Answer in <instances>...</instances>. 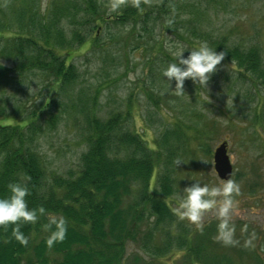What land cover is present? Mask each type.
Returning <instances> with one entry per match:
<instances>
[{
	"label": "trees",
	"instance_id": "16d2710c",
	"mask_svg": "<svg viewBox=\"0 0 264 264\" xmlns=\"http://www.w3.org/2000/svg\"><path fill=\"white\" fill-rule=\"evenodd\" d=\"M7 1L3 8L0 0V89L35 72L50 83L49 95L27 113H7L0 107V196L8 194L9 182L18 181L29 187L28 207L46 209L37 221L20 222L26 243L12 236L11 225H0V264H264L263 247L249 239L261 230L247 225L241 234L233 229L231 241L225 242L215 238L217 219L202 228L172 211L180 172L174 160L184 157L192 163L198 152H207L206 130L186 127L177 118L150 145L133 121L132 94L125 108L102 118L99 103L105 81L92 89L79 86L81 73L70 53L87 46L88 40L90 51L102 47L98 34L107 22L132 23L130 34L135 36L141 23L151 31L162 26L187 44L208 41L225 53L222 62L234 66L235 82L261 91L264 43H232L228 36L206 30L209 9L224 11L230 0H210L208 6L194 0H125L107 17L101 0H49L45 7L41 0ZM183 14L190 17L182 21ZM87 30L94 35L89 37ZM157 36L147 48L151 53L145 68L156 72L159 66L161 73L175 57L165 48V35ZM140 38L134 49L144 46ZM152 87L143 81L139 95L158 105ZM198 96L201 100L202 92ZM65 116L73 119L86 149L78 168L63 174L51 169L40 141ZM47 212L62 214L67 221L65 238L51 246L42 227ZM234 224L244 227L240 220ZM132 244L145 256L129 261Z\"/></svg>",
	"mask_w": 264,
	"mask_h": 264
},
{
	"label": "rangeland",
	"instance_id": "374dc122",
	"mask_svg": "<svg viewBox=\"0 0 264 264\" xmlns=\"http://www.w3.org/2000/svg\"><path fill=\"white\" fill-rule=\"evenodd\" d=\"M48 1L41 0L43 7ZM101 1L103 3L101 9L106 12L107 17L112 15L115 8L122 7L125 0ZM194 1L204 6L205 4L208 6L210 2ZM7 2V0H4V4L1 2L3 8ZM229 4L219 13L213 12V8L210 7L211 13L208 14L206 22L209 27L206 30L211 33L215 31L216 34L222 33L228 36L232 43L234 41L264 43V0H230ZM10 11L7 6L6 12ZM188 17L190 15L183 14L182 21H186ZM144 27L146 26L142 23L136 26L137 34L140 36H135L136 33L130 34L132 23L122 25L107 22L101 25L98 34L102 47L90 51L88 40L84 48L71 50L72 61L81 73L79 86L92 89L97 83L105 81L102 84L99 103V114L102 118H108L116 110L125 108L126 100L132 94L136 107L133 121L137 131L149 140L150 145L166 127L178 121L177 118L184 122L186 127L193 124L206 130L207 152H198L195 162L192 163L186 161L184 157L181 158L183 161L179 166V191L194 180L209 184L219 183L221 179L214 169L213 155L221 143H227L234 169L232 178L240 187L239 193L234 194L236 203L231 210L230 223L235 225L234 223H239V220L244 222L242 226L245 229L242 226L233 227L241 234L245 232L247 225L261 230V234L251 235L249 239L255 241V247L260 246L264 249V89L251 91L250 87L235 82L234 66L221 61L210 75L207 89L200 84L198 86L193 79L186 78L183 85L184 93L175 94L170 90L175 87L174 78L169 85L167 78L158 73L159 66L156 72L154 70L150 72L145 68L147 57L151 53L147 48L154 43L152 36L165 35L167 52L168 45L172 42L178 41L183 47L192 48L197 46L199 41L187 44L171 31L164 32L162 26L156 27L154 31H151L150 27L145 30ZM84 28L86 27L82 29ZM179 31L181 34L185 32L183 29ZM87 32L89 37L94 35L93 30ZM140 37H144L142 41L144 46L134 49ZM189 51L190 49H186L182 55L186 57ZM157 64H160V60ZM130 73L134 78L129 77ZM14 75H17V72L14 71ZM28 75L25 78L18 76L6 89H0V107L7 113L14 112L17 115L27 113L49 95L50 82L45 81L41 72ZM143 81L153 83L155 96L160 100L158 105L145 95H139ZM195 90L202 92L201 100L197 99L200 96L199 92L194 93ZM72 124L73 119L65 116L59 126L44 135L40 141L41 151L48 159L51 169L63 174L78 168L81 154L86 149ZM190 145L194 147L196 143L192 141ZM215 219H217L215 212L208 210L197 225L203 228ZM129 252H131L129 261L135 255H144V251L136 244L129 247Z\"/></svg>",
	"mask_w": 264,
	"mask_h": 264
},
{
	"label": "clouds",
	"instance_id": "9594fccd",
	"mask_svg": "<svg viewBox=\"0 0 264 264\" xmlns=\"http://www.w3.org/2000/svg\"><path fill=\"white\" fill-rule=\"evenodd\" d=\"M115 7V5H112ZM190 49L185 57L182 54ZM170 55L175 60H170L161 73L169 82L174 78L175 87L170 88L177 95L184 93L183 85L186 78L198 81L206 88L210 75L216 70V66L224 58L223 51H216V48L209 46L208 41L202 40L192 48L183 47L180 42H172L168 45ZM130 78L132 74H129ZM207 89V88H206ZM183 160L176 158V166ZM8 194L0 196V225L7 227L11 225L12 236L21 243L27 242V237L20 230V222H35L39 214H45L46 209L41 205L37 208L28 207L26 195L29 187L26 184L9 182L7 184ZM240 191L239 184L232 178H221L219 183L209 184L194 180L190 185L185 186L175 196V205L172 211L181 219L199 224L205 212L212 210L217 216V239L225 242L231 241L233 226L230 224L231 210L235 207L234 194ZM42 227L48 231L46 244L51 246L65 238L67 231L66 218L59 213L47 212V222Z\"/></svg>",
	"mask_w": 264,
	"mask_h": 264
},
{
	"label": "water",
	"instance_id": "95a60500",
	"mask_svg": "<svg viewBox=\"0 0 264 264\" xmlns=\"http://www.w3.org/2000/svg\"><path fill=\"white\" fill-rule=\"evenodd\" d=\"M214 169L221 178H227L230 174H233V164L228 154L227 143H221L214 152Z\"/></svg>",
	"mask_w": 264,
	"mask_h": 264
}]
</instances>
